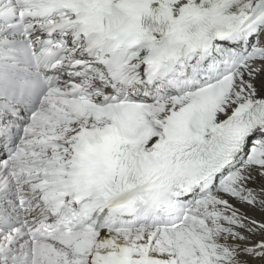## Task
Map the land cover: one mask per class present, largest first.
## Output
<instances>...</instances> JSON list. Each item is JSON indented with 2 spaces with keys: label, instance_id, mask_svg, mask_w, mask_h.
Here are the masks:
<instances>
[{
  "label": "snow or ice",
  "instance_id": "snow-or-ice-1",
  "mask_svg": "<svg viewBox=\"0 0 264 264\" xmlns=\"http://www.w3.org/2000/svg\"><path fill=\"white\" fill-rule=\"evenodd\" d=\"M0 264H264V0H0Z\"/></svg>",
  "mask_w": 264,
  "mask_h": 264
},
{
  "label": "bare ground",
  "instance_id": "bare-ground-1",
  "mask_svg": "<svg viewBox=\"0 0 264 264\" xmlns=\"http://www.w3.org/2000/svg\"><path fill=\"white\" fill-rule=\"evenodd\" d=\"M253 215H255L257 218H259V212H255V213H252Z\"/></svg>",
  "mask_w": 264,
  "mask_h": 264
}]
</instances>
